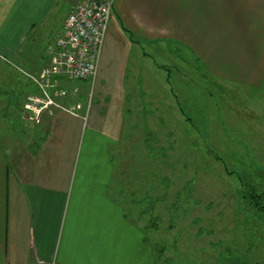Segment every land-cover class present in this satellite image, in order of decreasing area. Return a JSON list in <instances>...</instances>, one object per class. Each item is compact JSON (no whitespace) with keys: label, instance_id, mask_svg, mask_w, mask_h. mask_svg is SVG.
<instances>
[{"label":"crops","instance_id":"0c3cea01","mask_svg":"<svg viewBox=\"0 0 264 264\" xmlns=\"http://www.w3.org/2000/svg\"><path fill=\"white\" fill-rule=\"evenodd\" d=\"M78 1L0 0V57L37 74ZM113 12L123 33L107 31L87 118L53 108L28 125L23 107L36 85L0 84V107L17 106L15 116L0 108V264L174 261L176 243L135 218L127 179L135 132L163 148L152 139L172 129L165 123L178 107L172 74L181 64L157 63L150 48L181 56L185 45L210 73L263 82L264 0H116Z\"/></svg>","mask_w":264,"mask_h":264},{"label":"rangeland","instance_id":"374dc122","mask_svg":"<svg viewBox=\"0 0 264 264\" xmlns=\"http://www.w3.org/2000/svg\"><path fill=\"white\" fill-rule=\"evenodd\" d=\"M112 17L118 16L113 12ZM113 21L108 33H123ZM179 47L181 56L150 48L157 63L181 64L172 74L178 107L165 123L172 129L152 139L163 148L149 146L138 130L135 142H129L135 152V167L127 175L130 193L135 191V218L158 226L156 239L176 243L175 260L167 264H264V221L241 199L243 183L264 176V79L258 84L215 75L191 49ZM7 59L0 57V84L30 85L29 69ZM97 82L85 81L93 102ZM0 108L17 114L14 104ZM23 108L28 125L40 122L39 113L50 112L42 106ZM139 126L146 129V123Z\"/></svg>","mask_w":264,"mask_h":264},{"label":"built area","instance_id":"2783aa9c","mask_svg":"<svg viewBox=\"0 0 264 264\" xmlns=\"http://www.w3.org/2000/svg\"><path fill=\"white\" fill-rule=\"evenodd\" d=\"M115 1L79 0L71 8L50 60L37 74H30L38 91L29 95L27 105L64 109L87 118L93 90L80 101L75 96L83 91L75 83L92 80L94 84Z\"/></svg>","mask_w":264,"mask_h":264},{"label":"trees","instance_id":"16d2710c","mask_svg":"<svg viewBox=\"0 0 264 264\" xmlns=\"http://www.w3.org/2000/svg\"><path fill=\"white\" fill-rule=\"evenodd\" d=\"M242 205L246 210L251 211L259 219L264 221V176H259L253 182L243 183L241 189ZM163 246L158 245V251L161 253Z\"/></svg>","mask_w":264,"mask_h":264}]
</instances>
